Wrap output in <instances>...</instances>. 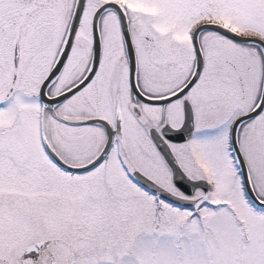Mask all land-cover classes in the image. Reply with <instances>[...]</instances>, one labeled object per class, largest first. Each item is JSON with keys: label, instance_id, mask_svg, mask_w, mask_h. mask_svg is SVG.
<instances>
[{"label": "rangeland", "instance_id": "obj_1", "mask_svg": "<svg viewBox=\"0 0 264 264\" xmlns=\"http://www.w3.org/2000/svg\"><path fill=\"white\" fill-rule=\"evenodd\" d=\"M22 1L0 0V27L9 19L18 25L27 18V9L19 6ZM104 3L124 9L139 69L161 74L170 64V69L180 70L170 74L167 86L152 83L148 92L155 95L176 90L192 74L191 34L199 24L215 23L264 40V0H86L73 48L48 87V96L70 88L88 70L91 21ZM75 4L76 0H41L40 16L21 31L17 26L12 30L9 55L0 40V254L11 255L52 235L60 242L58 264H264V210L254 208L245 197L230 147L233 121L260 97L262 50L209 31L199 35L204 66L186 95L199 115L195 135L183 147L196 154L211 185L196 207L178 210L131 186L113 166L109 184L99 187L105 182L101 173H92L96 176L89 179L92 182L83 175L70 177L54 168L48 157L46 150L65 163L81 165L98 152L102 141L94 134L95 142L85 149L81 129L65 119L74 105L81 114L87 88L56 107L38 100L39 84L59 55ZM99 27L102 60L97 78L105 69L108 79L116 72L127 78L126 62L115 60L125 52L116 13L104 12ZM18 36L15 68L13 42ZM35 73L41 80L34 79ZM10 86L14 90L2 102ZM177 122L169 120L171 125ZM237 144L253 191L264 201V110L239 127ZM132 147L127 143L129 161L145 166Z\"/></svg>", "mask_w": 264, "mask_h": 264}, {"label": "flooded vegetation", "instance_id": "obj_2", "mask_svg": "<svg viewBox=\"0 0 264 264\" xmlns=\"http://www.w3.org/2000/svg\"><path fill=\"white\" fill-rule=\"evenodd\" d=\"M21 3L23 4L19 3L20 4L19 6H21L22 9L24 8L27 9L25 11L27 14V18L19 22L18 25L16 21H12L9 19L7 22L2 23L0 27L1 45L5 47V51L7 52L8 55L10 54V46L12 44L11 42L12 39L14 38V33H15L14 31L12 32V30L17 26L19 29L18 31H21V29H23L24 27L31 25L32 19L35 20L36 17L40 16V7H42L41 0H23ZM5 11L9 12L10 9L8 10L5 9ZM19 16L21 17L22 15ZM80 24L81 23H79L76 34L79 30ZM97 29L100 40V49L102 51L99 21L97 23ZM20 39L21 37L18 36L14 39L13 42L14 43L13 58H14V49L15 46L17 45L19 50L18 62L20 57ZM145 39L147 40L148 38ZM91 40L93 43L92 21H91ZM122 44L124 46L123 39H122ZM132 45H133V49H135L133 41H132ZM72 48H73V44L71 46L67 60L69 58ZM124 51H125V46H124ZM91 53H92V47H91ZM136 56L137 54L135 53V57ZM91 58H92V54H91ZM101 60H102V55L100 54L99 63L93 77L88 82V84L81 89L83 90L87 88L85 94L83 95V100L81 102L83 111H81L80 115H77L76 113L77 106L75 105L71 106L68 108L67 117L65 118L66 122L72 128L81 129L82 131L81 134L83 136V141L85 143L84 145L85 149L86 146L89 147L91 143L95 142V140L93 139L94 134H96L97 139L102 138L101 144L99 142L100 146L98 145L99 146L98 152L93 157H88L86 162L81 165L65 163L60 158H58V156L55 153L50 152L58 160H60L61 162H63L64 164H66L71 168L86 167L90 165L94 160H96L99 156H101V159L97 164L80 173L74 171H68L62 167L60 168V166H58L56 163L55 164L53 163L54 168L62 171L63 173H66L70 177L80 176V175L86 176V178L88 179L87 182H92V180L89 179H94L96 176L99 175V173H101V177L102 179H104L105 182L99 183L98 186L104 187L106 184H109L107 181V177L111 178L112 169H110V167L113 166L115 169L116 168L118 169L117 171L118 174L120 172L122 173L126 181L131 186L151 196L153 200H155L156 202L162 205L172 206L167 201H164L163 199L159 198V196H157L153 192L146 190L136 179L137 174L144 176L145 178L155 183L157 186L161 187L162 189L166 190L167 192L171 193L172 195L178 198L195 201L194 207H196L198 203L201 201L203 195L201 190L198 188L193 192L191 196H186L173 184L171 170L169 166L166 164L163 157L154 147L150 138V130L155 129L157 133L161 135V129L165 125H169L173 129L179 128L182 125L184 119L183 102L187 100L191 105V109L193 113L194 126L191 137L188 141L183 143H171L167 141V144L169 145V148L175 160L177 161L180 169L189 180L191 181L205 180L207 182L210 181L207 178V176L201 172L200 165L197 162L198 160L196 154L194 152L192 153V150H188L185 147H183L185 144L190 142L193 136L195 135L196 120L199 115L194 100H192V97L190 95L189 97L186 98V95L189 94L192 87L201 78V73L203 68L196 82L190 87V89L185 93L183 97L171 101L164 105L155 106L145 103L134 96L131 90L129 63L126 52L120 55V57H118V60L117 59L115 60L118 62H122L123 65L124 62H126L127 78H125V75H118V73L116 72L115 74H113L112 78L108 79L107 78L109 72L108 69H105L103 71V75H100L98 76L99 78H97L96 74L98 72L99 67L101 66ZM203 60H204V56H203ZM169 65L170 64L166 65L165 69L161 70V74H160L159 70H153L152 68H148V67L139 69L138 60L136 58V70H135L134 82L137 90L143 97L149 99H161L167 97L172 93L178 91L189 81L192 74L179 88H177L172 92H168V93L166 92L165 94L164 91H162L163 93L157 95L149 93L148 89L152 87L151 85L152 83L162 84L167 86L171 81L170 74L174 72H178V73L180 72V70L177 69H170ZM203 66H204V62H203ZM14 67L16 68L17 65ZM88 70L86 71V73L88 72ZM86 73L83 75V77L86 75ZM36 74L37 73L34 74V79L38 77V79L41 80L40 75L38 74L36 75ZM81 79L79 81H81ZM17 82H18L17 75L13 74L12 84L16 85ZM41 82L39 84L38 91L40 89ZM8 90H9V94H5L4 100L2 102H5L6 99H8L9 95L13 92L14 87L10 86ZM80 91H78L77 93H79ZM34 96L35 93L32 94V97ZM171 104H176V105L172 107H168ZM209 112L212 114L211 109L209 110ZM174 118H176L178 122L177 124L171 125V123H169V120ZM98 120L104 121L106 124L103 125L101 123L96 122ZM154 120H156V124L153 123ZM110 133H111L110 142L106 149ZM129 142L130 145L134 147V148L132 147V150L136 149L139 152L140 156L143 157L145 161V166H143L142 163H139V165L137 166L131 160L129 161L128 158L129 153H128V149L126 148L127 143ZM145 144H147L148 146ZM49 157L52 158L51 156ZM143 167H145V169ZM113 172H116V170H114ZM92 173H95L96 176L93 177ZM119 175L121 176V174ZM174 208L178 210L180 209L183 210L181 207H174ZM41 242L45 243L43 248L38 250V252L34 253L33 255H27V254L25 255L26 250L30 246ZM59 243H60L59 240L53 238L52 235L47 236L43 239H38L37 241H32L22 246L18 251L16 252L14 251L15 253H13L12 251L11 255L0 254V264H58Z\"/></svg>", "mask_w": 264, "mask_h": 264}, {"label": "water", "instance_id": "obj_3", "mask_svg": "<svg viewBox=\"0 0 264 264\" xmlns=\"http://www.w3.org/2000/svg\"><path fill=\"white\" fill-rule=\"evenodd\" d=\"M85 1L86 0H76L73 15H72L62 48L59 52V55L54 65L52 66L51 70L49 71V73L47 74V76L45 77V79L43 80L40 86L39 98L42 101V103H44L47 106H55L67 100L72 95L80 91L85 85H87L88 82L93 77L97 69L99 59H100V54H101L97 23L99 21L100 16L108 10L114 11L118 18L119 28H120V32L123 38V42H124V46H125V50H126V54L128 58V63H129V76H130V82H131V90L136 98H138L139 100L145 103L151 104V105H155V106L164 105L171 101H174L176 99L183 97L185 93L190 89V87L196 82L202 70V67H203V57L201 54V50L199 47V41H198L199 35L203 31H212L238 44L258 46L262 50V53L264 56V41L263 40L257 37L239 35L218 24H213V23L201 24L197 26L192 32V46H193L194 54H195V68H194V72L191 78L189 79V81L181 89H179L178 91H176L175 93L167 97H164L161 99L145 98L139 93V91L137 90L135 86V82H134V76H135V70H136V60H135V53L133 50V46L131 43V38L129 35L128 23H127L125 12L123 8L116 3H104L96 9L92 17V37H93L92 59H91V64H90V68L88 72L81 79V81H79L77 84L71 86L70 88L66 89L65 91L61 92L60 94L54 97H49L47 96V89L54 82V80L59 76L60 72L63 69V66L70 52L77 28L81 20V16H82L83 9L85 6ZM18 53H19V50H18V46L16 45L14 49V59H13L14 66H16L18 62ZM263 108H264V77H263V82H262L261 94H260L257 105L249 113L244 114L238 117L237 119H235L231 127V135H230L231 136V147H232L234 156L239 165V169L241 172L242 181H243L246 194L248 198L251 200V202L254 203V205L259 208H264V201H261L260 199L256 197L251 187L247 169H246L244 160L241 156V153L239 151L238 145H237V130L243 122L248 121L258 116L263 110ZM183 110H184L183 123L178 129H173L169 125H165L161 129V135L158 134L155 129H151L150 138L154 146L156 147V149L159 151V153L165 160L166 164L169 166L171 173H172L173 184L186 196H191L193 192L198 188L201 189V191L205 194L208 192L210 188L209 183H207L204 180H199V181L189 180L185 176V174L182 172V170L180 169L177 161L175 160L166 142V141H169L172 143H183L190 139L194 124H193V113H192L191 105L187 100L183 102ZM96 122L101 123L103 125L106 124L104 121H100V120ZM110 137H111V133L109 134V140H108L106 149L110 142ZM53 158L60 167L68 171H74V172L80 173L94 166L95 164H97L100 161L101 156H99L96 160H94L90 165L86 167H80V168H71L67 166L66 164H64L63 162H61L60 160H58L55 156H53ZM136 179L141 185H143V187L152 191L154 194H157L161 199L169 203H172L178 206H183L184 208H191L195 204V201L193 200H187V199L185 200V199H181V198H178L172 195L171 193L157 186L155 183H153L152 181H150L149 179L145 178L144 176L140 174H137ZM44 245L45 243L41 242V243H37V244L30 246L26 250L25 255L26 254L33 255L34 253L38 252V250L43 248Z\"/></svg>", "mask_w": 264, "mask_h": 264}]
</instances>
